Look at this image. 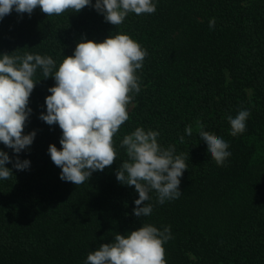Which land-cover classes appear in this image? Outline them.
Segmentation results:
<instances>
[{
	"label": "trees",
	"instance_id": "1",
	"mask_svg": "<svg viewBox=\"0 0 264 264\" xmlns=\"http://www.w3.org/2000/svg\"><path fill=\"white\" fill-rule=\"evenodd\" d=\"M117 32L148 51L137 70L141 91L114 136L117 158L82 184L60 178L48 146L61 147L62 130L39 118L55 80L38 70L24 128L36 131L33 143L17 154L0 142L13 162H31L25 170L7 163L13 173L0 179V264H84L100 244L143 223L170 229L165 264H264V0H158L154 13L130 12L118 26L89 6L52 16L39 7L12 11L0 20V53L50 55L58 66L79 40ZM241 109L251 113L246 131L232 136L227 116ZM138 126L158 130L187 166L181 198L160 204L153 190L145 202L152 213L141 217L135 186L116 179L128 159L120 141ZM201 127L229 143L223 166L200 141Z\"/></svg>",
	"mask_w": 264,
	"mask_h": 264
},
{
	"label": "clouds",
	"instance_id": "2",
	"mask_svg": "<svg viewBox=\"0 0 264 264\" xmlns=\"http://www.w3.org/2000/svg\"><path fill=\"white\" fill-rule=\"evenodd\" d=\"M157 3L158 0H0V20L12 11L31 15L37 7L52 16L69 9L78 13L89 6L118 26L130 12L154 13ZM215 23L210 19L209 27L214 28ZM12 53H0V142L17 154L33 143L36 131L25 133L24 128L32 112L29 97L40 80L34 77L40 70L42 77L52 76L55 80L45 97L46 111L39 118L48 125L58 124L62 130L61 147L55 143L48 146L51 160L61 169L60 178L79 185L93 172L112 165L118 155L114 136L129 119V105L141 91L137 70L143 67L147 49L130 34L117 32L101 41L79 40L73 53L64 56L58 66L50 55ZM250 115L249 109H241L235 116H227L232 136L246 131ZM185 132L191 136V126ZM159 136L158 130L138 126L120 141L128 159L116 170V179L135 186L138 198L134 200L133 213L137 217L152 213L153 205L145 202L153 190L160 204L179 200L183 195L180 181L187 169L186 157L176 154L174 145H161ZM199 139L218 166L231 156L229 143L223 137L209 135L201 127ZM9 162L18 170L29 168L31 163L19 156L13 162L0 149V179L12 175V169L6 166ZM170 240L169 228L143 223L100 244L88 253L84 264H165L164 246Z\"/></svg>",
	"mask_w": 264,
	"mask_h": 264
},
{
	"label": "rangeland",
	"instance_id": "3",
	"mask_svg": "<svg viewBox=\"0 0 264 264\" xmlns=\"http://www.w3.org/2000/svg\"><path fill=\"white\" fill-rule=\"evenodd\" d=\"M31 146V145H30ZM30 146H27L26 149L28 150L30 148Z\"/></svg>",
	"mask_w": 264,
	"mask_h": 264
}]
</instances>
